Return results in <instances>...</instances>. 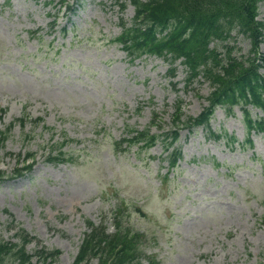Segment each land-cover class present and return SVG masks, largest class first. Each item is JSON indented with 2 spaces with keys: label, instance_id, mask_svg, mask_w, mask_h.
Instances as JSON below:
<instances>
[{
  "label": "rangeland",
  "instance_id": "374dc122",
  "mask_svg": "<svg viewBox=\"0 0 264 264\" xmlns=\"http://www.w3.org/2000/svg\"><path fill=\"white\" fill-rule=\"evenodd\" d=\"M45 1L0 0V130L14 122L0 146V168L10 174L28 152L36 155L30 172L0 180V238L18 241L24 228L37 237L30 252L59 247V263L71 264L88 220L104 219L112 230L123 205L124 223L147 233L142 248L155 255L153 264H264V131H253V144L241 146L214 138L204 125L183 127L175 143L182 157L170 168L160 134L171 128L179 98L182 119L202 111L209 81L199 77L186 87L181 60L175 77L156 54L130 61L111 41L122 21L131 24L130 1L122 7L115 0H68L74 12ZM259 9L264 19V0ZM228 43L247 56L250 40L243 33L213 45L224 51ZM250 107L254 117H264L263 109ZM154 111L162 127L150 123ZM127 125L149 126L160 135L157 144L117 153L112 142ZM210 126L240 141L247 137L240 106L233 113L218 106ZM62 138L70 139L64 149L73 161L48 160Z\"/></svg>",
  "mask_w": 264,
  "mask_h": 264
},
{
  "label": "trees",
  "instance_id": "16d2710c",
  "mask_svg": "<svg viewBox=\"0 0 264 264\" xmlns=\"http://www.w3.org/2000/svg\"><path fill=\"white\" fill-rule=\"evenodd\" d=\"M54 1L48 0L46 3ZM117 1L122 7L126 5V0ZM261 1L131 0L136 10L134 18L130 26L123 22L122 33L112 39L122 44L130 60L134 61L145 53L164 56L172 63L182 58L188 71L187 86L203 77L212 87L207 95L208 105L197 116L182 119L183 112L179 109L176 111L173 121L177 127L166 133L171 138L168 147L178 139L180 127L192 128L197 125H205L209 134L216 139L225 138L230 143L239 141L235 134L217 132L211 128L210 119L219 105L224 106L228 113H233L235 106L242 109L247 137L239 141L241 146L245 142L253 144V131H264V118H254L248 107L253 104L264 109V74L260 72L264 68V54L260 51L264 19L258 18ZM74 8L68 5V9ZM234 30L244 33L250 40L251 47L246 57L238 55L233 44H225L224 51L212 46L215 40H228ZM175 69L171 68L172 75ZM10 129L0 131L1 145L9 136ZM128 132L130 136L115 141L118 151L128 150L140 142L143 144L139 146L150 147L158 137L150 134L149 129L139 130L132 126H129ZM57 144L61 145L60 142ZM50 154L48 158L52 161H64L68 155L60 148L57 154ZM180 156V149L174 148L169 155L170 165L176 166ZM32 166L33 163H28L19 167L12 176L23 175ZM4 177L5 172L0 170V179ZM262 217L264 221V214ZM88 224L91 230L86 232L72 264H91L93 258L98 259V264H131L141 257H150L142 248L146 234L125 225L122 217L116 220L114 231H108L106 225H96L92 221H88ZM20 238L19 243L0 239V264H5L10 256H13L11 264H35L32 262L34 255L42 258L45 264H58L59 248L37 249L31 254L26 245L34 237L22 233Z\"/></svg>",
  "mask_w": 264,
  "mask_h": 264
}]
</instances>
